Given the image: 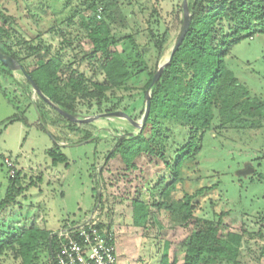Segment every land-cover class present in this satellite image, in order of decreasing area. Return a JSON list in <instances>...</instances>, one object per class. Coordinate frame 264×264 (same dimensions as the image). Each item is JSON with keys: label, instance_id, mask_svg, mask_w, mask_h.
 Instances as JSON below:
<instances>
[{"label": "rangeland", "instance_id": "374dc122", "mask_svg": "<svg viewBox=\"0 0 264 264\" xmlns=\"http://www.w3.org/2000/svg\"><path fill=\"white\" fill-rule=\"evenodd\" d=\"M183 5L184 0H0V8L12 18L5 25L11 36L4 41L27 71L40 59L57 57L61 69L51 84L64 97L72 93L69 78L85 76L87 93H72L70 100L79 119L123 111L140 125L151 93L149 82L168 61L181 32ZM97 22L107 24L103 34L110 39V50L123 56L131 73L125 84L102 96L91 94L95 83H106L104 57L94 54L88 37L89 27ZM238 25L235 19L219 21L217 40ZM166 33L168 39L161 42ZM240 37L226 56L227 66L252 97L264 102V32L257 25ZM36 102L43 103L49 119L60 118L61 113L27 84L20 69L9 75L0 64V203L8 192L13 197L0 210V245L7 242L2 230L11 235L34 224L55 232L99 208L101 220L114 232L118 264H161L166 250L171 260L183 264L194 221L182 225L166 205L190 195L195 218L221 221L223 236L242 234L241 264H264V119L257 129L239 130L222 126L216 109L213 129L199 136L200 151L180 167L175 188L164 196L163 188L174 179L177 152L190 138L188 127L151 117L147 137L155 140L160 152L144 151L128 165L121 154H112L121 137L142 130L131 120L111 116L74 121L80 131L71 132L63 120L41 126ZM16 114L22 119L12 120ZM86 130L89 139H83ZM54 136L56 152L68 161L53 163L49 151L55 147ZM7 157L15 161V175L19 174L15 186ZM248 166L254 172L240 175ZM136 201L147 212L139 224ZM0 264L26 263L17 245L9 244L0 252ZM28 264H52L47 242ZM206 264L233 263L213 258Z\"/></svg>", "mask_w": 264, "mask_h": 264}, {"label": "trees", "instance_id": "16d2710c", "mask_svg": "<svg viewBox=\"0 0 264 264\" xmlns=\"http://www.w3.org/2000/svg\"><path fill=\"white\" fill-rule=\"evenodd\" d=\"M211 1L210 8L206 9L205 4L210 0H190L191 22L188 32L184 42L173 55L171 63L164 68L159 80L152 86L150 114L144 127L137 135H131L118 141L112 154H121L128 165L144 151L159 154L160 148L156 146L155 140L150 141L147 137L149 120L153 116L188 127L190 138L177 152L173 166L174 179L163 188L161 194L164 196H168L175 188L180 167L200 151L199 136H203L206 130L213 129L216 109L221 117L222 126L230 125L239 130L257 129L264 119V102L252 97L249 90L239 84L234 72L226 63V56L232 47L241 42L242 32H248L257 25L264 32V0ZM11 19V16L6 15L0 9V52L11 56L19 63L17 54L8 48L4 41V37L11 36L8 28H5V25L11 23ZM222 19H235L239 25L232 28V34L221 37L220 41L217 40V24ZM253 20L259 21V24H253ZM103 28H107V24L97 22L89 27L88 33L94 54L104 57L103 69L106 83L94 84L96 91L91 94L96 96H102L110 88L122 86L131 78L123 56L119 52H111L110 39L107 34H103ZM231 37L235 39L231 40ZM167 39L166 33L161 42ZM38 50L39 48L36 49ZM0 64L2 71L9 75L12 74L13 69L1 61ZM21 65L46 97L61 106L67 113L78 115L75 104L70 100L73 94L87 93L89 85L86 84L83 74L69 78V86L73 94L64 97L61 91L51 84L61 69V61L57 57H51L48 60L40 59L39 65L32 71H27L25 64ZM151 83L152 80L148 87ZM27 84L31 86L28 79ZM35 105L42 122L41 126L47 125L49 120L52 124L63 120L66 121V126L71 132L80 131V126L76 122L61 114H59L60 118L49 119L52 116L48 114L43 103L36 102ZM21 116L16 114L12 120L22 119ZM83 137V139L91 138L90 131L86 130ZM53 139L55 147L49 151L54 159L53 163L68 161L65 154L56 152L55 149L59 147L56 142L58 139L55 136ZM18 178V173L10 178L11 186L18 181ZM12 199L11 193L8 192L6 199L0 203V210ZM192 200L193 196L186 195L182 200H172L166 205L172 218L182 225L189 226L194 221L185 244L183 264H206L213 258L241 264L239 257L243 241L242 234L228 232L226 236H223L221 221L215 223L204 218H195ZM135 204L137 206L136 219L139 224L146 218V206L138 201ZM2 234L6 236L7 242L0 245V252H3L9 244H15L26 264L34 258V253L43 241L47 242L50 254L57 250V239L56 237L51 238L52 231L38 225L32 224L30 228L21 231L14 230L10 233L11 235L2 230ZM165 252L161 264H177V258L171 260L168 251Z\"/></svg>", "mask_w": 264, "mask_h": 264}, {"label": "built area", "instance_id": "2783aa9c", "mask_svg": "<svg viewBox=\"0 0 264 264\" xmlns=\"http://www.w3.org/2000/svg\"><path fill=\"white\" fill-rule=\"evenodd\" d=\"M10 177L16 174V164L5 158ZM99 208L80 222H68L52 232L57 250L51 253L52 264H118L114 232L99 216Z\"/></svg>", "mask_w": 264, "mask_h": 264}, {"label": "water", "instance_id": "95a60500", "mask_svg": "<svg viewBox=\"0 0 264 264\" xmlns=\"http://www.w3.org/2000/svg\"><path fill=\"white\" fill-rule=\"evenodd\" d=\"M183 11H184V19H183V24H182V29L181 32L179 34V37L177 39V42L175 44V46L173 47V50L171 52V55L168 59V61L166 63H164L163 65L160 66V68L157 70V72L154 75L153 81L151 83L150 89H152V86L159 80L164 68L169 65L172 61L173 55L175 54V52L179 49V47L182 45V43L185 40L186 34L188 32L189 26H190V22H191V14L189 12V2L188 0H184V5H183ZM0 61L2 63H4L5 65H7L9 68L11 69H20L24 75L26 76V78L29 80L31 86L33 87L34 91L36 93H38L41 97H43L46 101H48L50 104H52L63 116H65L66 118L72 120V121H80V122H88V121H92L94 119L97 118H101V117H111V116H119V117H125L129 120H131L132 124L136 127H140V129H142L149 117L150 114V106H151V93H147V101H146V110H145V115L143 118V123L140 125L139 123H137L136 121H133L132 118L126 114L123 111H114V112H107V113H103L100 115H97L95 117L92 118H86V119H79L77 116L67 113L66 111H64L62 108H60L58 105H56L55 103H53L48 97H46L41 89L39 88V86L36 84V82L32 79V77L26 73V71H24L23 67L21 64H19L15 59H13L11 56L4 54L2 52H0ZM133 135L132 133H127V136L125 137H121L119 139L122 140L123 138H126L128 136ZM254 172V169L250 166L246 167L243 170L239 171L240 175H248Z\"/></svg>", "mask_w": 264, "mask_h": 264}, {"label": "crops", "instance_id": "0c3cea01", "mask_svg": "<svg viewBox=\"0 0 264 264\" xmlns=\"http://www.w3.org/2000/svg\"><path fill=\"white\" fill-rule=\"evenodd\" d=\"M0 9H2V8H0ZM2 11H3V9H2ZM4 12V11H3Z\"/></svg>", "mask_w": 264, "mask_h": 264}]
</instances>
